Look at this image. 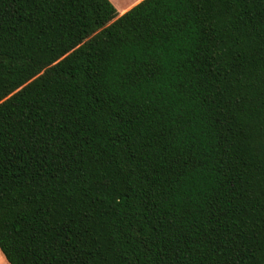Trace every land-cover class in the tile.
<instances>
[{
    "label": "trees",
    "instance_id": "trees-1",
    "mask_svg": "<svg viewBox=\"0 0 264 264\" xmlns=\"http://www.w3.org/2000/svg\"><path fill=\"white\" fill-rule=\"evenodd\" d=\"M5 96L10 264H264V0H0Z\"/></svg>",
    "mask_w": 264,
    "mask_h": 264
},
{
    "label": "snow or ice",
    "instance_id": "snow-or-ice-1",
    "mask_svg": "<svg viewBox=\"0 0 264 264\" xmlns=\"http://www.w3.org/2000/svg\"><path fill=\"white\" fill-rule=\"evenodd\" d=\"M146 0H135V4L138 6H143L145 4ZM165 3H169V0H164ZM168 15H172L174 19H176V14L175 13H168ZM156 26L153 25V28H155ZM182 27L181 23L179 21H177V23L175 24H168L165 26V30H179ZM8 99L7 96H5L4 100H0V107H3L5 105V101ZM73 127H75L73 125ZM36 137L32 136L30 138V140H35ZM57 147L56 144L52 145L53 150H55ZM3 149L0 148V151H2ZM63 150V149H62ZM154 154L155 150H154ZM150 161H151V157L148 158L147 161H145L146 164H149L150 166ZM11 162V161H9ZM196 171V166L193 165V175L195 174ZM186 178H188V173L187 172H181L179 174H177L176 176L173 177V182L169 185L168 190L166 192H164L161 196V204L167 206L169 204L171 205H176L177 203H184L185 202V197H184V189L187 187V185L185 184V180ZM187 202L190 204L191 203V198L188 197ZM32 201L31 200H27L25 202V207L31 205ZM169 220L171 221V218L169 217ZM130 223V230L132 233H136V234H140L142 232V229H139L135 226L132 225L131 221ZM43 225H47V220L45 219L43 221ZM33 232V239H37L39 236H41V234L46 231V227H42L41 225L38 224H33L30 226ZM179 230H183V228L181 226H178ZM86 233V230H85ZM78 235V233H77ZM60 244V240L56 239L54 241V245H59ZM148 247V250L151 251L152 250V245H146ZM65 249L61 248L60 251H64ZM31 255L39 258V254H38V250L37 251H32ZM0 257H4L6 258L8 261H11L13 259V255L7 251V249L4 248H0ZM67 257H68V264H81V262H79L78 257L73 256L72 251L70 249H68L67 251ZM82 264H86V261L82 262Z\"/></svg>",
    "mask_w": 264,
    "mask_h": 264
},
{
    "label": "crops",
    "instance_id": "crops-1",
    "mask_svg": "<svg viewBox=\"0 0 264 264\" xmlns=\"http://www.w3.org/2000/svg\"><path fill=\"white\" fill-rule=\"evenodd\" d=\"M111 1L116 6L119 15H122L123 13H125L126 11H128L129 9H131L136 5L135 0H111ZM0 258H1L0 259L1 264H10L6 258L4 257H0Z\"/></svg>",
    "mask_w": 264,
    "mask_h": 264
},
{
    "label": "rangeland",
    "instance_id": "rangeland-1",
    "mask_svg": "<svg viewBox=\"0 0 264 264\" xmlns=\"http://www.w3.org/2000/svg\"><path fill=\"white\" fill-rule=\"evenodd\" d=\"M1 259V258H0ZM0 264H1V262H0Z\"/></svg>",
    "mask_w": 264,
    "mask_h": 264
}]
</instances>
